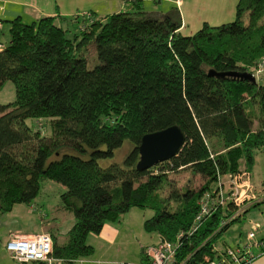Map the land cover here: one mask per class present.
Instances as JSON below:
<instances>
[{
	"label": "trees",
	"instance_id": "16d2710c",
	"mask_svg": "<svg viewBox=\"0 0 264 264\" xmlns=\"http://www.w3.org/2000/svg\"><path fill=\"white\" fill-rule=\"evenodd\" d=\"M8 22L0 90L13 81L16 99L0 103V214L31 203L43 181L53 180L66 187L61 208L76 218L66 241L50 233L61 264L92 255L88 236L133 207L154 211L145 230L179 241V260L207 264L224 231L264 201L242 210L232 202L219 206L190 233L201 197L223 176L251 173L264 147V81L244 76L264 57V0H239L233 21L205 23L192 35L181 32L177 8L148 12L143 0L104 17L89 12ZM95 51L99 62L90 66ZM172 125L187 137L182 151L138 170L143 136ZM126 142L132 148L117 162ZM182 172L200 186L182 184Z\"/></svg>",
	"mask_w": 264,
	"mask_h": 264
},
{
	"label": "rangeland",
	"instance_id": "374dc122",
	"mask_svg": "<svg viewBox=\"0 0 264 264\" xmlns=\"http://www.w3.org/2000/svg\"><path fill=\"white\" fill-rule=\"evenodd\" d=\"M144 8L148 12H157L161 14H166L170 12L174 4L172 0H143ZM129 4V0L126 1ZM4 19V17H2ZM235 19V18H234ZM233 19V20H234ZM1 20V19H0ZM231 20V21H233ZM230 21V22H231ZM24 22L27 21V18L24 19ZM7 23V22H5ZM4 23V24H5ZM1 24V21H0ZM2 28L0 27V34L2 35ZM6 30V27L5 29ZM71 33L73 34L76 28L71 27ZM7 31V30H6ZM10 31V27H9ZM2 37V36H1ZM90 58L94 57V51L90 50L89 52ZM99 62L97 53L95 51V58L89 62L90 66H93L94 63L97 64ZM16 99V86L15 83L11 80L6 81L2 89L0 90V103L7 104L13 102ZM30 124H33L34 121L32 119L29 120ZM44 134H50L51 131L46 129V124L43 128ZM132 146L129 142H126L121 148L116 151L115 158L117 162H122L128 152L131 150ZM177 175V174H176ZM252 182L257 186V190L263 189L264 184V147H262L256 154V162L251 171ZM181 183H185L190 180V185L192 188H198L200 186L201 180L195 178L190 173L182 172L177 176ZM66 190V187L61 183H58L53 180H45L43 181L41 188L39 190L38 195L33 199L31 203H18L15 204L13 209L7 213L0 214V264H15L12 259L10 253L6 248V244L11 234H38V233H52L58 238V242L66 241V233L73 226L76 218L73 212L65 211L62 207V193ZM261 191V190H259ZM225 196L228 198L229 191L227 189L224 190ZM260 209V210H258ZM261 209H264V203L260 206H256L252 208L249 213H247V217L242 221H237L232 223L223 233L221 238H219L215 245L221 249L226 248H235L237 245H244L247 243L248 235L251 231L257 233L259 229L255 226V221L250 218L252 213H257L258 211L261 213ZM131 213V214H130ZM127 213L126 215L130 218L127 221L128 223H132L134 229L136 230L135 237L133 241L130 242L129 250L133 251L137 249L138 260L141 259L142 256V247L147 246V243L153 244L158 243L157 235L154 233H149L145 230V221L146 218H150L154 211L151 209H143L140 207H134L132 212ZM123 217V216H122ZM121 217V229L122 233L125 232L124 228H126L125 222H123V218ZM145 217V219H143ZM111 223V222H107ZM257 240V239H256ZM254 239L252 242H256ZM142 242H144L142 244ZM147 242V243H145ZM256 245V244H255ZM253 245L252 247H255ZM133 251L131 255L133 254ZM116 263L122 264H133V261H129L126 259L125 254L119 256ZM127 257H130L127 256ZM95 258V253L92 254L87 263L85 264H116L108 263L107 261H103L102 258L100 261ZM137 261V260H136ZM216 262H219L218 258H215ZM26 264H36L34 262H28ZM234 264V263H233Z\"/></svg>",
	"mask_w": 264,
	"mask_h": 264
},
{
	"label": "crops",
	"instance_id": "0c3cea01",
	"mask_svg": "<svg viewBox=\"0 0 264 264\" xmlns=\"http://www.w3.org/2000/svg\"><path fill=\"white\" fill-rule=\"evenodd\" d=\"M126 1L128 0H0V27L3 31L2 35L0 34V47L7 45L11 40L8 20L21 17L23 21L25 18H27V21H34L45 15L73 17L74 15L84 16L89 12H95L98 16L104 17L126 9L129 6ZM172 3L174 4L173 8H177L182 16L183 26L180 29L181 32L184 35H192L201 29L205 23L211 26H217L233 20L236 17L239 0H172ZM5 27L7 31L4 30ZM250 183L256 190L257 195L261 196L259 198H264V188L259 189L261 191L257 190V186L252 182L251 173ZM262 183L264 184V182ZM263 203L264 201L261 204ZM133 208L127 213L132 212ZM127 213L122 217L123 222L126 224L124 225L126 226L124 228L125 232L122 233L121 223H119L121 220H119L106 223L100 233H92L88 236L87 242L94 247L97 261H100L102 258L103 261H107L108 263H116L118 261L117 259L120 258L119 256L125 254V258L133 261V264H140L142 256L138 260L136 253L138 247L136 246L134 251L133 249L129 250L131 246L130 242L133 241L136 230L132 223L127 222L129 220L128 218H130L126 215ZM250 218L255 223L260 224L261 227L256 233V245L254 244L255 247H251L253 259L247 264H264V209H261V213L259 211L252 213ZM154 234L157 235L158 243H160L162 241L160 235L157 233ZM153 244L147 243V246ZM132 251L133 254L131 255ZM129 255L130 257H127ZM90 256L78 258L75 264L87 263Z\"/></svg>",
	"mask_w": 264,
	"mask_h": 264
},
{
	"label": "built area",
	"instance_id": "2783aa9c",
	"mask_svg": "<svg viewBox=\"0 0 264 264\" xmlns=\"http://www.w3.org/2000/svg\"><path fill=\"white\" fill-rule=\"evenodd\" d=\"M252 75L257 80L264 81V57L254 67ZM229 191L228 198L225 196L224 190ZM259 196L256 190L250 183V173L243 172L236 175H226L220 178L218 188L214 192H206L199 201L200 212L196 217L193 235L198 229V224L203 223L207 218H210L219 208H227L228 203L232 202L240 210L244 206L258 200ZM225 222H223L224 224ZM256 228L261 227L260 224H255ZM186 235L185 232L179 234V239ZM256 240V233L251 231L247 238V243L238 245L235 248L221 249L216 245L213 246L212 257L207 256V264H233L252 261L251 247L256 244L252 242ZM262 243V242H259ZM6 248L10 253L15 264H26L34 262L36 264H61V259L55 258L53 253V237L50 233L38 234H11L7 241ZM181 250L179 241L162 240L158 244H153L147 247L145 262L140 264H186L190 257L184 260H179V252ZM218 258L219 262L215 261Z\"/></svg>",
	"mask_w": 264,
	"mask_h": 264
},
{
	"label": "water",
	"instance_id": "95a60500",
	"mask_svg": "<svg viewBox=\"0 0 264 264\" xmlns=\"http://www.w3.org/2000/svg\"><path fill=\"white\" fill-rule=\"evenodd\" d=\"M225 75L226 73H215ZM237 75V73H229ZM245 77L255 80L252 73H245ZM187 137L179 125H172L165 129L145 134L139 146L140 160L137 168L140 171L152 168L159 163L177 156L183 149Z\"/></svg>",
	"mask_w": 264,
	"mask_h": 264
}]
</instances>
